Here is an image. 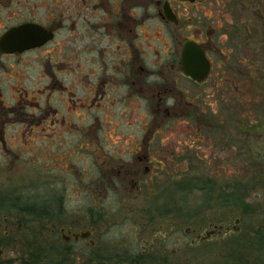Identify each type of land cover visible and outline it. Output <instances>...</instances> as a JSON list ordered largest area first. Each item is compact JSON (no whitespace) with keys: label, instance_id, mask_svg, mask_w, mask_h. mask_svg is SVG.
I'll use <instances>...</instances> for the list:
<instances>
[{"label":"flooded vegetation","instance_id":"af4514ba","mask_svg":"<svg viewBox=\"0 0 264 264\" xmlns=\"http://www.w3.org/2000/svg\"><path fill=\"white\" fill-rule=\"evenodd\" d=\"M243 1L262 0H0V103L24 91L34 149L51 153L39 203L5 200L0 264L177 263L181 231L157 201L233 149L232 127L256 126L234 114L264 79V40L229 14ZM25 58L28 90L10 83ZM206 229L182 231L193 246L220 235L200 241Z\"/></svg>","mask_w":264,"mask_h":264},{"label":"rangeland","instance_id":"374dc122","mask_svg":"<svg viewBox=\"0 0 264 264\" xmlns=\"http://www.w3.org/2000/svg\"><path fill=\"white\" fill-rule=\"evenodd\" d=\"M261 2L264 0L257 2L259 5L243 1L235 6L237 10L234 7L229 10L230 17L241 10L250 17L256 49L264 40V7L261 6L264 3ZM257 6L261 12L256 10ZM260 54L263 60H257V66L264 64V53ZM15 67L10 83L28 90L26 58ZM258 77L263 76L258 73ZM24 94L21 91L4 95L0 103V133L6 137V144L0 143V223L2 216L9 211L5 201L8 195L22 194L28 202L39 203L36 164L39 161L48 163V159L41 157L47 158L51 154L47 150L34 149L37 145L33 141L32 123L25 120L31 115L30 99ZM246 96L247 102L236 106L234 114L242 116L245 123L256 125L252 133L244 135L238 129L233 131L231 126L229 141L233 149L207 156V160L213 158L207 162L210 165L197 162L193 172L172 181L171 192L157 201L156 211L169 210L181 231L176 237V264H264V79ZM15 100L24 101V109L19 106L16 111L4 109L13 105ZM74 138L69 137V144L76 142ZM64 140L65 137L59 138L62 145ZM37 144L41 148L43 143ZM79 159L82 166L84 157ZM179 183L182 189H175ZM165 204L167 208L163 207ZM237 218H240L239 232L228 230L212 236L203 244L190 246L189 238L182 231L185 227L196 226L204 230L209 223L227 227ZM26 223L32 224V220Z\"/></svg>","mask_w":264,"mask_h":264},{"label":"water","instance_id":"95a60500","mask_svg":"<svg viewBox=\"0 0 264 264\" xmlns=\"http://www.w3.org/2000/svg\"><path fill=\"white\" fill-rule=\"evenodd\" d=\"M19 30H15L12 31L11 35L15 38L20 36L19 35ZM25 45H23L22 43H15L13 45V50L17 49L19 51H21L22 49H24ZM240 221V218H237L236 220L233 221L232 224H229L227 227H224V231L228 232V230H232L233 232H239L238 229V223ZM222 233V226H217L214 227L212 229H206V231H204L201 235H200V241L206 240L207 238H209L211 235L213 234H221Z\"/></svg>","mask_w":264,"mask_h":264}]
</instances>
